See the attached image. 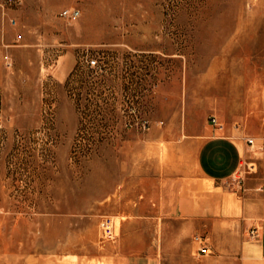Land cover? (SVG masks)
I'll list each match as a JSON object with an SVG mask.
<instances>
[{"label":"rangeland","instance_id":"rangeland-1","mask_svg":"<svg viewBox=\"0 0 264 264\" xmlns=\"http://www.w3.org/2000/svg\"><path fill=\"white\" fill-rule=\"evenodd\" d=\"M217 130L264 179V0H0V264H103L132 232L188 264L209 245L171 209Z\"/></svg>","mask_w":264,"mask_h":264},{"label":"crops","instance_id":"crops-1","mask_svg":"<svg viewBox=\"0 0 264 264\" xmlns=\"http://www.w3.org/2000/svg\"><path fill=\"white\" fill-rule=\"evenodd\" d=\"M233 133L203 135L186 171L184 186L190 188L171 209L183 222L182 235L196 231L202 234V247L209 245L188 264H264V179L249 176L243 187L236 181L248 144ZM254 228L258 234L252 236ZM118 235L115 231L114 239ZM138 238L136 232L122 233L121 246L106 253L103 264H165L162 248L138 249ZM195 246L192 241V251Z\"/></svg>","mask_w":264,"mask_h":264},{"label":"built area","instance_id":"built-area-1","mask_svg":"<svg viewBox=\"0 0 264 264\" xmlns=\"http://www.w3.org/2000/svg\"><path fill=\"white\" fill-rule=\"evenodd\" d=\"M13 1H16V0H13ZM80 13V10L79 8H67L63 11V14L65 16H68V17H75V16H78ZM87 63L89 66L91 67H95V66H98L99 65V59L97 56H91L87 59ZM211 121L213 123H216V118L213 116L211 117ZM143 124L145 127L147 126H150L151 122L149 119H145L143 121ZM244 138V140L246 141L247 144H250V145H255V137L252 136V135H249V134H244L242 136ZM241 179H239V182H240ZM102 228H103V232H104V237L106 238H109V239H112L115 237V221L113 219V216H110V215H106L103 220H102ZM252 236H255L258 234L257 232V228H254L251 233H250Z\"/></svg>","mask_w":264,"mask_h":264}]
</instances>
